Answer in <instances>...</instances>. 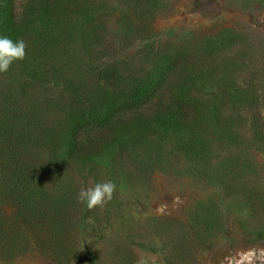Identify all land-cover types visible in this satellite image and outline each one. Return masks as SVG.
<instances>
[{"label":"trees","instance_id":"1","mask_svg":"<svg viewBox=\"0 0 264 264\" xmlns=\"http://www.w3.org/2000/svg\"><path fill=\"white\" fill-rule=\"evenodd\" d=\"M163 1L0 0V34L26 44L0 73V202L14 207L0 234L100 223L76 197L102 163L125 177L174 159L206 179L252 167L235 150L264 142V69L232 29L156 39L143 29Z\"/></svg>","mask_w":264,"mask_h":264},{"label":"rangeland","instance_id":"2","mask_svg":"<svg viewBox=\"0 0 264 264\" xmlns=\"http://www.w3.org/2000/svg\"><path fill=\"white\" fill-rule=\"evenodd\" d=\"M26 1L16 0L17 12ZM146 24L143 30L152 27L161 41L232 29L264 69V0H164ZM259 81L264 85V76ZM235 152L252 167L209 179L186 176L183 159L140 175L133 168L127 177L102 163V178L117 188L114 201L90 211L100 223L83 221L82 213L59 229L20 220L16 231L0 234V264H137L141 257L154 264H264V142H243ZM0 208L14 214L5 198Z\"/></svg>","mask_w":264,"mask_h":264},{"label":"clouds","instance_id":"3","mask_svg":"<svg viewBox=\"0 0 264 264\" xmlns=\"http://www.w3.org/2000/svg\"><path fill=\"white\" fill-rule=\"evenodd\" d=\"M25 49L26 44L23 39L13 40L7 35L0 34V73L7 72L14 61L23 60L26 55ZM116 188L115 180L102 178L94 186L81 188L76 199L90 210L111 200ZM137 264H154V262L146 257H141Z\"/></svg>","mask_w":264,"mask_h":264}]
</instances>
